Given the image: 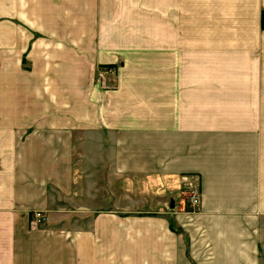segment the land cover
Listing matches in <instances>:
<instances>
[{
	"label": "crops",
	"instance_id": "crops-1",
	"mask_svg": "<svg viewBox=\"0 0 264 264\" xmlns=\"http://www.w3.org/2000/svg\"><path fill=\"white\" fill-rule=\"evenodd\" d=\"M262 13L0 0V264H264Z\"/></svg>",
	"mask_w": 264,
	"mask_h": 264
},
{
	"label": "rangeland",
	"instance_id": "rangeland-1",
	"mask_svg": "<svg viewBox=\"0 0 264 264\" xmlns=\"http://www.w3.org/2000/svg\"><path fill=\"white\" fill-rule=\"evenodd\" d=\"M149 1V6L152 7V6H156L157 7H165L166 9L169 7L172 11V18H171V21H172V25L173 26H177L179 27L180 25L182 26L183 28V0H148ZM141 4H143L141 2ZM141 18H143V16H141ZM147 20V19H145ZM261 28L264 29V17L262 18L261 17ZM182 32H183V29H182ZM183 36V34H182ZM187 179V181H190L194 184V187L196 188V191H197V187H196V184H195V181L192 177H185ZM181 182H182V188H180L179 190V195L177 197V201H179V211H183V200L184 201H188V196H189V189L187 187V182L183 180V177H181ZM166 208L168 209V206L166 205ZM194 208V207H193ZM192 208V209H193ZM44 215V214H43ZM126 215H132V214H125ZM79 220V216L75 215V214H69V216L66 218V221H69V219L71 217H74ZM45 217V220L42 221L43 223H41L42 225L46 224L47 222V217L44 215ZM40 226V225H39ZM71 227L72 224H68L67 222L63 225V227Z\"/></svg>",
	"mask_w": 264,
	"mask_h": 264
},
{
	"label": "built area",
	"instance_id": "built-area-1",
	"mask_svg": "<svg viewBox=\"0 0 264 264\" xmlns=\"http://www.w3.org/2000/svg\"><path fill=\"white\" fill-rule=\"evenodd\" d=\"M183 180L187 182V187L189 189L188 201H189L191 206L195 207L199 203L198 192L196 191V188L194 187V184L192 182L187 181L186 178H183ZM32 217H33V222H34L35 226L42 225L41 224V223H43L42 221L45 220L43 213L40 211L34 212Z\"/></svg>",
	"mask_w": 264,
	"mask_h": 264
},
{
	"label": "trees",
	"instance_id": "trees-1",
	"mask_svg": "<svg viewBox=\"0 0 264 264\" xmlns=\"http://www.w3.org/2000/svg\"><path fill=\"white\" fill-rule=\"evenodd\" d=\"M261 17H262V18L264 17V13H262Z\"/></svg>",
	"mask_w": 264,
	"mask_h": 264
}]
</instances>
